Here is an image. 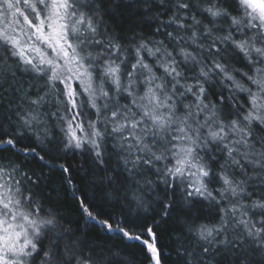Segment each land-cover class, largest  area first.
<instances>
[{
    "label": "snow or ice",
    "instance_id": "obj_1",
    "mask_svg": "<svg viewBox=\"0 0 264 264\" xmlns=\"http://www.w3.org/2000/svg\"><path fill=\"white\" fill-rule=\"evenodd\" d=\"M0 264H264V0H0Z\"/></svg>",
    "mask_w": 264,
    "mask_h": 264
},
{
    "label": "trees",
    "instance_id": "obj_2",
    "mask_svg": "<svg viewBox=\"0 0 264 264\" xmlns=\"http://www.w3.org/2000/svg\"><path fill=\"white\" fill-rule=\"evenodd\" d=\"M68 208L71 209V211L69 212V215L72 216L73 218L76 217L78 210L75 209V203L74 201L71 199V197L68 198ZM161 242L165 247H168L169 245V235H168V231L165 230L162 233V237H161Z\"/></svg>",
    "mask_w": 264,
    "mask_h": 264
}]
</instances>
